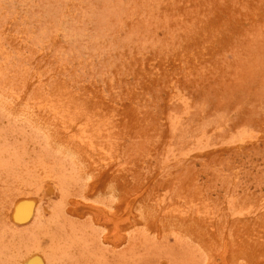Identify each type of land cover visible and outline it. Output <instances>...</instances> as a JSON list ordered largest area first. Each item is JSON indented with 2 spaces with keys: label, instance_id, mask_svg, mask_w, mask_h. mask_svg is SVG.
I'll use <instances>...</instances> for the list:
<instances>
[{
  "label": "rangeland",
  "instance_id": "374dc122",
  "mask_svg": "<svg viewBox=\"0 0 264 264\" xmlns=\"http://www.w3.org/2000/svg\"><path fill=\"white\" fill-rule=\"evenodd\" d=\"M0 264H264V0H0Z\"/></svg>",
  "mask_w": 264,
  "mask_h": 264
},
{
  "label": "bare ground",
  "instance_id": "6f19581e",
  "mask_svg": "<svg viewBox=\"0 0 264 264\" xmlns=\"http://www.w3.org/2000/svg\"><path fill=\"white\" fill-rule=\"evenodd\" d=\"M21 207H22V205H21ZM18 208H19V207H18ZM18 208H17V209H18ZM27 208L30 209L28 206H27ZM27 208H26V209H27ZM20 209H21V208H20ZM26 209H25V210H26ZM28 209L26 210V212H28ZM31 209H32V208H31ZM15 211H16V210H15ZM20 211H21V210H20ZM20 211H18L20 214L22 213L23 215H25V212H24L23 210H22L23 212H22V211L20 212ZM18 212H17V213H18ZM20 214H19V216H20ZM22 214H21V216H22ZM28 214H29V213H28ZM17 215H18V214H17ZM15 216H16V215H15ZM36 263H37V262H36Z\"/></svg>",
  "mask_w": 264,
  "mask_h": 264
}]
</instances>
